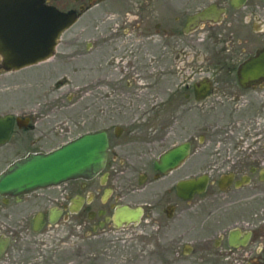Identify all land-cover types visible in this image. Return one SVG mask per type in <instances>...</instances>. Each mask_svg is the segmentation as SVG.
Wrapping results in <instances>:
<instances>
[{"label":"flooded vegetation","instance_id":"1","mask_svg":"<svg viewBox=\"0 0 264 264\" xmlns=\"http://www.w3.org/2000/svg\"><path fill=\"white\" fill-rule=\"evenodd\" d=\"M231 1L42 0L76 18L57 39L52 57L60 53L58 69L42 72L56 79L45 89L40 78L36 107H29L28 79L8 77L52 57L17 70L0 67V116L12 120L0 144V173L28 153L50 151L82 133L106 134V162L88 179L0 195V239H8L0 264H17L11 243L23 245L30 233L169 229L188 218L194 201L218 225L212 237L184 241L176 256L197 255L205 264H264V76L238 75L240 65L264 49V0ZM208 6L212 19H201ZM83 16L85 84L51 96L67 84V66L74 72L82 66L80 34L67 43L68 53L58 47ZM82 99L84 117L77 120L73 107ZM78 125L86 129L69 137ZM62 136L67 139L48 148ZM175 147L188 149L180 164L167 172L155 169ZM198 177L206 180L203 192L191 198L177 193L179 181ZM124 206L140 209L139 220L117 227L114 219Z\"/></svg>","mask_w":264,"mask_h":264},{"label":"water","instance_id":"2","mask_svg":"<svg viewBox=\"0 0 264 264\" xmlns=\"http://www.w3.org/2000/svg\"><path fill=\"white\" fill-rule=\"evenodd\" d=\"M237 6L236 0L231 1ZM211 7L204 8L201 19L211 20ZM71 11L61 12L42 0H0V67L17 70L44 61L54 55L60 34L75 21ZM241 77L264 76V49L245 60L239 67ZM11 116H0V144L10 133ZM108 142L104 132L82 133L46 152L28 153L10 163L0 173V195L19 196L38 188L58 185L71 179H88L99 173L106 162ZM175 147L154 163V168L167 172L177 167L187 154V148ZM205 178L198 177L177 183V193L191 198L203 192ZM140 209L124 206L114 219L120 227L139 220ZM36 231V229H34ZM235 236V233H230ZM0 239V253L7 245ZM230 244L233 243L230 241Z\"/></svg>","mask_w":264,"mask_h":264},{"label":"rangeland","instance_id":"3","mask_svg":"<svg viewBox=\"0 0 264 264\" xmlns=\"http://www.w3.org/2000/svg\"><path fill=\"white\" fill-rule=\"evenodd\" d=\"M86 25V17L76 23L69 31L61 37V44L58 47L60 52L68 53L70 48L67 43L76 34H80L81 50L83 56L77 57L81 59L82 66L74 68L67 66V84L60 90H51V96L56 92H74L79 86L85 84L87 77L86 60L84 44L86 42V34L84 31ZM58 52L54 57L49 59V62L40 63L33 67L24 69L17 75L8 77L10 80L22 76L29 81L28 95L30 93L29 107H36V94L41 93V87L38 86L40 78L44 80L45 89L53 88L52 84L55 77H42V72L52 70L51 66L59 67L57 61L60 60ZM53 61H56L53 63ZM57 65V66H56ZM15 76V77H14ZM21 93L20 90L12 91ZM2 96V95H1ZM85 105V100L82 99L76 102L74 113L75 118L80 120L84 117L82 111ZM5 109V105L0 99V112ZM74 117V116H73ZM82 120V119H81ZM86 129L85 125L72 127V137ZM67 139L66 136L60 137L59 140L50 144L55 146ZM15 153V152H13ZM11 153L7 158L8 161L14 158ZM2 166V165H1ZM0 166V167H1ZM192 202V207L189 209L188 218L180 225L173 224L169 229L157 230L156 227H130L123 230L111 232L107 235L88 236L78 227L75 228H59L55 234H32L30 233L22 243L24 248L21 250V243L12 241L11 247L14 252L17 264H205L198 261L197 255L189 258H182L175 255V249L184 241H197L199 237L213 235L212 226L218 225L214 215L207 217L209 211L205 214V207H197ZM206 226H209L210 231H206ZM200 228V229H199ZM183 236V237H182ZM175 241V242H172Z\"/></svg>","mask_w":264,"mask_h":264}]
</instances>
